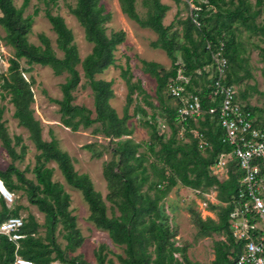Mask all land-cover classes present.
<instances>
[{"label":"trees","instance_id":"16d2710c","mask_svg":"<svg viewBox=\"0 0 264 264\" xmlns=\"http://www.w3.org/2000/svg\"><path fill=\"white\" fill-rule=\"evenodd\" d=\"M44 1L48 3L55 0ZM101 1L103 0H75V6L70 8L71 15L83 28L85 41L92 44L91 53L80 60L73 43V34L62 17L52 15L49 10L45 11V17L56 35V48L63 54L59 58L46 36L38 37L39 46L29 43L33 15L24 16V11L30 0H22L19 8L15 7L13 0H0V28L5 33V44L13 49L8 68L3 70L0 66V97L4 99L9 96V102L14 107L13 117L17 119L19 126L27 129L29 139L38 151L32 169L35 181L28 180L24 172L14 165L15 161L24 157L26 147L21 144L19 136H9L0 112V141L12 162L5 171H0V184L11 194L22 192L28 203L44 215L45 228V234L41 237L40 225L36 219L32 215L23 219L20 230L23 237L17 242V253L35 264H88L77 257L70 258L65 255V251L73 253L79 248L83 238L69 211V195L60 184L51 180L53 169L45 166L48 162H54L66 184L81 193L88 206V221L97 229L107 232L111 242L122 249L123 256L117 257L119 264H198L189 261L183 255L185 249L175 247L170 241L172 235L168 225H165L168 217L160 206V202L178 184L199 191L200 194L208 193L211 189L216 191L219 205L211 208H218L217 220H203L197 216V236H223L224 240L213 245L214 260L211 264H234L242 243L233 238L228 218L233 209L232 198L239 191L238 180L242 173L235 164H231L226 180L218 181L211 176L209 169L217 155L231 150V147L222 142V131L217 117L206 113L203 121H198L199 130L211 145L210 149L202 152L190 133L191 129L196 128L190 119L183 124V137L178 138L181 125L175 120L176 106L169 107L162 93L169 80L174 79L177 70L181 69V66L175 64L178 58L183 64V73L192 76L189 90L199 86V81L194 79V72L211 62V53L206 50L207 43L211 44L213 50L220 42L224 45V56L228 62L225 84H238L249 77L248 72L244 76H238V71L246 63L243 57L246 50L240 40L242 32L257 36L259 44L262 45L254 44L263 64L261 76L264 81V0H254L253 4L250 0H194L196 10H192L188 17L178 22L182 26L181 34L176 30L170 32L172 26L163 25L168 6L159 0H142V6L146 8L144 18L136 13L135 0H118L121 12L129 20L141 28L150 29L157 36L153 45L162 49L171 61V69L163 76L158 72V64L141 62L143 73L155 79V98L161 109L160 115L170 129V135L165 139V135L159 134L160 123L156 122L157 114L152 112L144 122V126L149 129L148 141L139 143L128 138L132 135V129L126 126V121L136 115L147 117V113L138 104L130 116L128 107L133 102L138 103L137 100L140 99L144 106L155 108L141 88L140 82H132L128 68L121 70L120 75L125 82L127 95L123 115L119 117L109 104L113 97L111 82L95 80L96 75L115 65L114 53L125 39L122 31L109 35L106 33L105 25L111 15L105 12ZM37 13L36 10L33 14ZM20 60H24L28 68H21ZM79 64L83 79L93 95V118L92 111L72 103V93L81 82L76 69ZM33 65L49 67L57 77L67 74L65 82L60 85L62 99L53 100L59 107L61 123L65 127L75 132L79 127L86 129L97 124V132L114 145L111 149L112 159L102 169L108 190L104 200L94 190L88 175H79L74 171L70 157L58 148L54 139L50 142L42 140L41 124L34 118L30 108L34 102L31 88L33 81H27L23 76L31 71ZM201 80V91L198 95L202 109L208 111L213 104L207 99V81L204 78ZM237 98L245 101L247 95L237 93ZM246 107L258 118L256 108L247 104ZM184 139L188 141L184 142ZM16 147H19L18 151L15 150ZM141 148L142 152L139 151ZM85 149L91 153L92 158H100L101 153L97 152L95 144L86 145ZM261 176H264L263 166ZM106 203L110 205L109 208ZM23 209L25 208L16 204L8 206L0 197V224L8 218L20 217ZM108 209L110 214L107 213ZM58 226L61 227L58 231L66 241L64 250L56 243L55 233ZM15 246L6 237H1L0 264H13ZM104 249L105 246L100 245L94 253L97 264H114L111 259L106 260ZM175 253H182V262L174 258Z\"/></svg>","mask_w":264,"mask_h":264},{"label":"rangeland","instance_id":"374dc122","mask_svg":"<svg viewBox=\"0 0 264 264\" xmlns=\"http://www.w3.org/2000/svg\"><path fill=\"white\" fill-rule=\"evenodd\" d=\"M159 1L168 6V11L162 22L163 25L165 27L172 26L170 32L176 30L181 34L182 26L178 22L188 17L192 10H196L194 0ZM250 2L253 4L254 0H250ZM100 3L104 6L105 12L111 15L109 22L105 25L106 33L109 35L112 32L122 31L125 34V39L122 44L117 46L114 53L115 65L109 67L101 74L96 75L95 80L111 82L113 97L109 100V104L117 115L122 117L123 109L126 105L127 88L124 80L121 78L120 72L128 68L132 77V82H140L141 88L145 94L149 96V101L152 102L155 107L151 109L144 106L140 99L137 100L138 103L133 102L128 107V114L130 116L135 106L138 104L142 106L147 113V117L136 115L126 121V126L132 129V135L128 138H132L136 143L147 142L149 138V129L144 126V122L149 119L152 112H155L157 114L156 122L160 123L158 125L159 134L165 135L164 138L167 139L170 135V129L165 123L166 120L160 115L161 109L155 98V79L143 73V65L141 62L146 61L158 64L160 66L158 72L160 76H163L171 69V61L167 58L162 49L153 45L157 40V36L150 29L141 28L135 22L129 20L126 15L121 12L118 0H103ZM13 4L16 8H19L22 4V0H13ZM74 6L75 0H55L54 2L48 1V3L44 0H30L28 7L24 11V16L33 15L31 33L28 35L29 43L39 46L40 42L38 37L44 35L48 38L57 57H62L63 54L56 48V35L45 17V11L49 10L52 15H58L63 18L65 25L73 34V43L76 46L79 58L83 60L91 53L92 44L85 41L83 28L70 13V8ZM134 6L136 13L141 18H144L146 15V8L142 6V0H135ZM36 10L38 13L34 15L33 13ZM4 36L5 33L0 28V48H2L4 52L3 61L4 65L7 66L8 64L9 66V60L13 57V49L5 44ZM240 40L246 50L243 55L246 59V63H244L242 68L238 71V76H244L246 72H248L250 76L242 79L238 84H234L233 86L237 93H244L247 95V99L245 101L241 100V103H245L251 108H256L258 110V112H256L258 120L260 123L264 124V81L261 76L263 64L259 56V50L254 46V44H259V40L257 36H251L245 32L241 33ZM259 45L262 46L261 44ZM19 63L21 68H28L24 60H20ZM175 64L181 66L180 68L182 70L183 64L180 58H178ZM76 69L80 74L81 82L72 93L74 97L72 103L92 111L91 118H93L94 107L92 92L89 85L83 79V72L80 64ZM23 76L25 80L33 81L31 88L34 102L31 104L30 108L33 110L34 118L41 124L42 140L50 142L51 139H54L57 142L58 148L70 157L74 171L79 175H88L94 190L98 192L104 200L108 190L102 175V169L103 166L112 159L111 149L114 145L109 142V139L97 132L96 128H99L97 124L86 129L79 127L77 131L73 132L61 123L59 107L53 100L62 99L60 85L65 82L67 77L66 73L57 77L53 75L49 67L33 65L31 71L24 73ZM1 84L2 80L0 78V85ZM162 94L169 107L173 108L176 106L175 101L166 94V88L163 90ZM135 96L136 94L133 95V98H135ZM0 112L1 120L4 122L9 136H19L21 144L26 147L24 157L21 160L15 161L14 165L20 171L24 172L26 179L35 181L32 169L35 165V156L38 154V151H36L35 146L29 139L27 129L19 126L17 119L13 117L14 107L9 102L8 95L4 99L0 97ZM180 131L178 133L179 139L183 137V134L180 135ZM183 141L187 142L188 140L184 139ZM89 144L96 145L97 152L101 153L100 158H92L91 153L85 149V146ZM15 150L18 151L19 147H16ZM139 151L142 152L143 149L141 148ZM10 163L12 162L0 141V171H5ZM45 166L53 169L51 180L60 184L64 192L69 195V211L75 218L76 228L83 238V242L79 248L73 253L65 251V255L70 258L77 257L88 264H97L94 253L100 245H104L105 249L103 254L106 256V260L111 259L114 264H119L117 257L123 256L122 249L116 247L111 242L107 232L97 229L93 223L88 221V206L84 202L81 193L66 184L54 162H48ZM219 176H221V174H219ZM12 178L15 179L14 177ZM201 199L203 198L200 197L195 190L191 191L189 188L182 187L178 184L172 188L166 198L160 202V206L163 209L164 215L168 217L167 221H165V225H168L172 235L170 241L173 245L177 248L185 249L183 255H185L189 261L198 264H211L214 260L213 245L218 241L224 240V237L218 234H212L210 237L199 238L197 236L196 218L199 216L203 220L211 218L216 221L218 208H211V206H218L219 203L216 200V191H214V189L209 190L207 195V200L210 204L209 207H205ZM13 204L25 208L20 211V217L22 219H25L28 215H32L36 219L40 225L39 235L43 237L45 234V228L43 227L44 215L40 213L36 207L28 203L26 196L22 192H15V194H13V201L9 203L8 206H12ZM106 206L109 208L110 205L106 203ZM107 213L110 214L109 209ZM60 228L61 227L58 226L55 233L56 243L59 245L60 249L64 250L66 241L62 237V233L58 231ZM174 258L182 262V253H175Z\"/></svg>","mask_w":264,"mask_h":264},{"label":"built area","instance_id":"2783aa9c","mask_svg":"<svg viewBox=\"0 0 264 264\" xmlns=\"http://www.w3.org/2000/svg\"><path fill=\"white\" fill-rule=\"evenodd\" d=\"M206 50L211 53V62L196 71L194 79L204 78L208 90L207 99L213 104L208 110L201 106V82L199 86L189 90L192 76L185 75L181 69L177 70L174 79L166 85V94L176 103V123L181 125L180 135L183 134V124L190 119L196 128L190 133L196 139L198 148L204 152L211 148L205 135L198 128V121H203L207 113L217 117L222 131L223 144L231 147L226 153L218 154L215 162L209 169L211 176L218 181L228 177L229 166L235 164L242 173L238 180L239 191L231 203L233 209L229 214V230L236 242L242 243L241 251L234 259V264H264V176H261L264 167V124L252 114L246 104L237 98V91L233 85L225 84L227 59L224 56L222 42L213 50L207 43ZM4 52L0 48V66L8 68L3 61ZM182 71V72H181ZM164 126V125H163ZM162 126V127H163ZM221 174V176H219ZM2 184V183H1ZM203 205L209 207L208 193L200 194ZM0 196L6 204L12 203L13 194L2 185ZM23 226L21 217H11L0 224V239L6 237L15 243L13 264H35L21 257L18 241L23 237L20 230Z\"/></svg>","mask_w":264,"mask_h":264},{"label":"bare ground","instance_id":"6f19581e","mask_svg":"<svg viewBox=\"0 0 264 264\" xmlns=\"http://www.w3.org/2000/svg\"><path fill=\"white\" fill-rule=\"evenodd\" d=\"M1 187H2V184H0V189H1Z\"/></svg>","mask_w":264,"mask_h":264},{"label":"crops","instance_id":"0c3cea01","mask_svg":"<svg viewBox=\"0 0 264 264\" xmlns=\"http://www.w3.org/2000/svg\"><path fill=\"white\" fill-rule=\"evenodd\" d=\"M189 190H191V189H189ZM192 191V190H191ZM1 197V196H0Z\"/></svg>","mask_w":264,"mask_h":264}]
</instances>
